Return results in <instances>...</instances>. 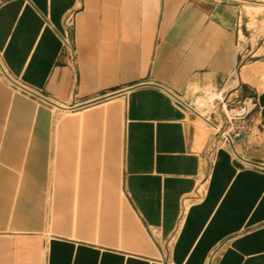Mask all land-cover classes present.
Here are the masks:
<instances>
[{"label": "crops", "instance_id": "1", "mask_svg": "<svg viewBox=\"0 0 264 264\" xmlns=\"http://www.w3.org/2000/svg\"><path fill=\"white\" fill-rule=\"evenodd\" d=\"M0 264H264V0H0Z\"/></svg>", "mask_w": 264, "mask_h": 264}, {"label": "built area", "instance_id": "2", "mask_svg": "<svg viewBox=\"0 0 264 264\" xmlns=\"http://www.w3.org/2000/svg\"><path fill=\"white\" fill-rule=\"evenodd\" d=\"M62 47H63V52H69L71 56L74 55L73 48H72V40L70 35H63L62 36ZM179 103V102H178ZM257 107V102L253 99H248L240 104L238 106L237 110H226V116L227 119L231 121L235 120H244L246 119L250 113ZM224 108L225 105H224ZM240 134L237 133L235 134L234 137H238ZM232 141V140H231Z\"/></svg>", "mask_w": 264, "mask_h": 264}]
</instances>
